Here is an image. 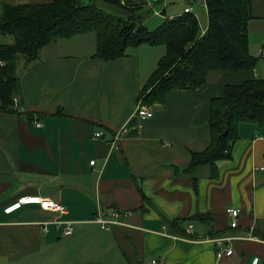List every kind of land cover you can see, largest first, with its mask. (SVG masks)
<instances>
[{"label": "crops", "instance_id": "1", "mask_svg": "<svg viewBox=\"0 0 264 264\" xmlns=\"http://www.w3.org/2000/svg\"><path fill=\"white\" fill-rule=\"evenodd\" d=\"M134 48L146 60L133 48L114 60L96 58L88 33L57 39L21 72L20 112L0 110V264H264V125L240 124L228 160L187 172L191 155L210 144L211 100L226 85L264 79L262 63L211 74L191 93L170 92L149 107L152 118L112 144L124 124L137 123L139 95L160 60H148L156 46ZM249 50L264 60L263 50ZM22 197L54 199L66 214L36 203L5 211ZM97 208L126 213L125 225L101 230L90 222ZM229 208L240 211L234 229ZM173 219L188 222L180 231L170 227ZM55 221L73 223V235L65 238V225ZM221 238L231 239L225 244L233 252L217 260L214 240Z\"/></svg>", "mask_w": 264, "mask_h": 264}, {"label": "trees", "instance_id": "2", "mask_svg": "<svg viewBox=\"0 0 264 264\" xmlns=\"http://www.w3.org/2000/svg\"><path fill=\"white\" fill-rule=\"evenodd\" d=\"M98 1L124 15L103 10L97 6ZM145 3V0L2 3L0 37L10 36L12 42L0 43L3 63L0 110L20 112L14 103L21 91L20 74L39 61L49 43L87 33L95 34L94 57L104 61L126 56L128 49L141 45L165 47V54L139 95L148 107L163 104L172 91L191 93L202 88L211 74L256 68L257 58L250 53L248 39V24L256 19L252 15V0H203L207 17L204 33L194 15L185 13L164 18L156 29L148 30L138 15ZM161 15L165 16V11ZM26 117L33 120L30 115ZM242 123L264 125V79L226 85L224 96L211 100L210 144L204 151L191 155L187 172L193 173L201 164L215 170L219 162L228 160ZM193 183L196 188V179ZM187 222V219H173L169 225L182 231Z\"/></svg>", "mask_w": 264, "mask_h": 264}, {"label": "built area", "instance_id": "3", "mask_svg": "<svg viewBox=\"0 0 264 264\" xmlns=\"http://www.w3.org/2000/svg\"><path fill=\"white\" fill-rule=\"evenodd\" d=\"M204 8L205 5L203 4ZM206 10V8H205ZM183 13L185 14H192L193 13V8L191 6L186 7L183 10ZM196 18V17H195ZM197 19V18H196ZM204 33V31H203ZM3 63L0 62V66H2ZM14 103L17 105V100H14ZM133 118L136 120V124H130V121L127 122L126 124L121 127L119 131H117L114 134V139L112 144H116L120 139H122L125 136H128L130 131L132 130H137L139 129L138 124L141 121H144L146 119H150L153 117V112L149 107L144 103L142 97L138 100L136 109L133 113ZM33 125L36 127H41V124L39 122L33 121ZM102 136V133H96L95 137L100 138ZM90 165H94V161L90 162ZM259 171L264 172V167H260ZM29 203H36L39 205V207L43 211L47 212H53L57 213L60 216H63L66 214V209L65 207L58 201L51 199V198H38V197H22L18 200V202L12 206L7 208L5 211L7 213H11L15 209H18L20 206L24 204H29ZM239 210L229 208L226 209L227 215L231 218V223H230V228H237L238 226V216H239ZM126 213H122L119 209L117 208H111L108 210V212H104L102 209L97 208L95 215L93 216V219L90 221L93 224H96L97 226L100 227L101 230L108 231L112 229L115 226H124V222L122 221V218ZM128 214V213H127ZM55 226H62L65 225L63 229V236L65 238H69L73 235V223L70 222H60V221H55L53 222ZM249 239H254L250 238ZM231 239L229 238H221V239H215L214 243L216 245V259L221 260L224 257H229L232 255V250L226 246L225 243L227 241H230ZM156 262L152 261V264H155Z\"/></svg>", "mask_w": 264, "mask_h": 264}, {"label": "rangeland", "instance_id": "4", "mask_svg": "<svg viewBox=\"0 0 264 264\" xmlns=\"http://www.w3.org/2000/svg\"><path fill=\"white\" fill-rule=\"evenodd\" d=\"M85 3H88L90 0H83ZM145 6L143 11L141 13H137L139 16H141L140 21L143 22L145 27L148 28V30H154L156 29L161 22L164 20V18H172L175 16H178L183 13V10L186 7L191 6L193 8V15L197 18V21L199 22L200 28H203L205 26V23H207V17H206V10L203 6V0H145ZM260 2V3H259ZM259 3V4H258ZM97 6L102 8L103 10L111 13V14H118L124 15L123 12H117L112 7L104 4L101 1L97 2ZM162 11H165V16H162ZM252 15L254 18H262L264 17V0H252ZM250 31V38L249 44L251 45L252 52L256 54L257 51H264V19L258 20L254 19L250 23L249 27ZM88 35H92L95 37L94 33H88ZM87 44H90L91 38L90 36L84 37ZM96 39V38H95ZM12 37L5 36L0 37V43H11ZM158 47L155 53H152L150 57L148 58L149 61L152 63L154 61H157L165 54V47L164 46H156ZM133 53H137L141 61L143 62L144 59L146 60L147 56L144 55L142 50H135L133 48ZM262 54L257 56V64L262 63L263 69H264V60H262ZM261 60V61H260ZM260 61V62H259ZM264 78V76H262Z\"/></svg>", "mask_w": 264, "mask_h": 264}]
</instances>
